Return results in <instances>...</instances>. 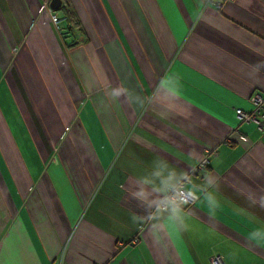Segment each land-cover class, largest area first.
I'll return each instance as SVG.
<instances>
[{"label": "crops", "instance_id": "crops-1", "mask_svg": "<svg viewBox=\"0 0 264 264\" xmlns=\"http://www.w3.org/2000/svg\"><path fill=\"white\" fill-rule=\"evenodd\" d=\"M50 2L0 0V264H264V0ZM141 177L183 227L133 222Z\"/></svg>", "mask_w": 264, "mask_h": 264}, {"label": "clouds", "instance_id": "clouds-1", "mask_svg": "<svg viewBox=\"0 0 264 264\" xmlns=\"http://www.w3.org/2000/svg\"><path fill=\"white\" fill-rule=\"evenodd\" d=\"M174 171V170H173ZM156 176H159V173H155ZM181 176H187L186 173L180 174ZM141 185H144L141 187ZM150 182L144 177L139 178L135 185V190H129V195L138 201V204L145 208L147 215L138 216L133 214V222L149 220V221H160L170 222L178 227H183L185 225L186 218V208L185 206L192 203L193 200L187 198V191L193 192V197H195V190L188 189L186 191L182 190L180 186L172 185L169 186L166 194L162 197L161 203H157L156 200L152 197L150 191ZM153 192L165 191L164 189L154 188ZM183 191V195H181ZM155 227V226H154Z\"/></svg>", "mask_w": 264, "mask_h": 264}, {"label": "built area", "instance_id": "built-area-1", "mask_svg": "<svg viewBox=\"0 0 264 264\" xmlns=\"http://www.w3.org/2000/svg\"><path fill=\"white\" fill-rule=\"evenodd\" d=\"M218 7L220 8L221 5L219 4ZM48 16L50 21L53 23V25L59 29L62 19L58 14L53 12L51 9H48ZM250 100L253 104V109L251 111H245L242 109H237L236 110V115L239 121L245 122V123H254L257 127V129L261 132L264 133V96L255 93L250 97ZM208 157H204L200 163L197 165L195 170H201L204 168V166L208 163ZM176 186H180V188L184 191L188 190L185 188L183 183H179ZM170 194V193H167ZM181 195H183V191H181ZM199 195L195 192V197H193V192L192 191H187V198L190 200H193L192 203H194L198 199ZM163 202L162 199L160 203ZM190 203V204H192ZM210 264H226L224 257L220 254H215L211 256L210 258Z\"/></svg>", "mask_w": 264, "mask_h": 264}, {"label": "rangeland", "instance_id": "rangeland-1", "mask_svg": "<svg viewBox=\"0 0 264 264\" xmlns=\"http://www.w3.org/2000/svg\"><path fill=\"white\" fill-rule=\"evenodd\" d=\"M59 13L60 14H62V11L61 10H59ZM67 14V13H66ZM73 17H71V15H69V14H67V15H64V19H63V21L61 22V29H60V31L63 33V38H64V40H65V44H66V47L69 49H71V43H72V35H71V33H70V30H71V28H74V24H73V19H72ZM70 23V28H68L67 27V23ZM59 31V30H58ZM68 60L70 61V58H68ZM60 64V63H59ZM70 76V74H69V72L67 71V68L66 67H64L63 66V83H64V87H68V90L70 91V90H75V87H74V85H72V80H71V78L69 77ZM94 81L97 83V80L96 79H94ZM60 88V87H59ZM53 96H54V94H53ZM67 97V94L66 93H64L63 94V98H66ZM66 103V104H65ZM65 103H64V106L66 107L67 106V108H64V110L63 111H58L59 113L61 112V113H64V115H62L63 117H61L59 114V116H57V115H55L52 111H46V113L48 114V115H53V116H56V117H58V119H59V124L61 123V121H65V120H63V119H67L68 118V116H67V114L68 115H71L72 113H73V109H71V102H70V100L69 99H67V101L65 100ZM56 112V111H55ZM67 122V121H66ZM71 127V125L68 127V128H70ZM62 129H63V126H61V125H56L54 128H53V130L54 131H57V133H60L61 131H62Z\"/></svg>", "mask_w": 264, "mask_h": 264}, {"label": "water", "instance_id": "water-1", "mask_svg": "<svg viewBox=\"0 0 264 264\" xmlns=\"http://www.w3.org/2000/svg\"><path fill=\"white\" fill-rule=\"evenodd\" d=\"M62 4V0H51L50 2V6H51V9L55 10V9H58Z\"/></svg>", "mask_w": 264, "mask_h": 264}]
</instances>
